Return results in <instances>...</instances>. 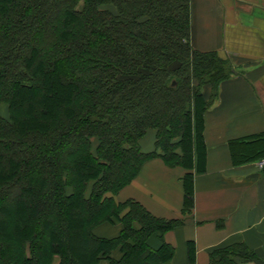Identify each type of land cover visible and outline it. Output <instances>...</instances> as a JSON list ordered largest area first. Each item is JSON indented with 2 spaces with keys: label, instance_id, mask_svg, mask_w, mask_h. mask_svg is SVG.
<instances>
[{
  "label": "trees",
  "instance_id": "obj_1",
  "mask_svg": "<svg viewBox=\"0 0 264 264\" xmlns=\"http://www.w3.org/2000/svg\"><path fill=\"white\" fill-rule=\"evenodd\" d=\"M231 73L193 48L191 0H0V264L169 260L173 247L149 238L176 222L116 195L157 154L141 148L149 130L168 163L190 165ZM106 222L118 236L96 234Z\"/></svg>",
  "mask_w": 264,
  "mask_h": 264
},
{
  "label": "crops",
  "instance_id": "obj_2",
  "mask_svg": "<svg viewBox=\"0 0 264 264\" xmlns=\"http://www.w3.org/2000/svg\"><path fill=\"white\" fill-rule=\"evenodd\" d=\"M191 44L228 59L232 73L203 115L190 165L168 163L149 130L140 145L157 154L116 198L176 222L149 238L153 248L173 247L162 264H264V0H191ZM203 92L209 100L211 85ZM187 174L193 205L185 211ZM95 232L116 237L120 226Z\"/></svg>",
  "mask_w": 264,
  "mask_h": 264
},
{
  "label": "rangeland",
  "instance_id": "obj_3",
  "mask_svg": "<svg viewBox=\"0 0 264 264\" xmlns=\"http://www.w3.org/2000/svg\"><path fill=\"white\" fill-rule=\"evenodd\" d=\"M106 8H110V9H112L114 12H116V9H115V7L114 6H112V5H109V6H106ZM69 91V88H67V87H65L64 86V89H63V93L65 94V92L67 93ZM1 113L3 114V115H5V116H8V107H7V105L6 104H2L1 105ZM96 140H97V138H95ZM96 142V141H95ZM45 159L46 160H52V161H54L55 159L57 160V156L55 155V154H52V153H50V154H45ZM59 160V159H58ZM54 162H56V161H54ZM32 170V169H31ZM32 176H30V175H28L26 178H25V180L23 181V183H21V185H27V184H29V183H33L34 181L32 180V178H31ZM33 200H34V202H35V204L37 203V199H36V197H33ZM41 204V203H40ZM55 224L53 223V224H51L50 225V228L51 229H55Z\"/></svg>",
  "mask_w": 264,
  "mask_h": 264
},
{
  "label": "built area",
  "instance_id": "obj_4",
  "mask_svg": "<svg viewBox=\"0 0 264 264\" xmlns=\"http://www.w3.org/2000/svg\"><path fill=\"white\" fill-rule=\"evenodd\" d=\"M259 166H260L261 168L264 167V159H262V160L259 162Z\"/></svg>",
  "mask_w": 264,
  "mask_h": 264
},
{
  "label": "water",
  "instance_id": "obj_5",
  "mask_svg": "<svg viewBox=\"0 0 264 264\" xmlns=\"http://www.w3.org/2000/svg\"><path fill=\"white\" fill-rule=\"evenodd\" d=\"M263 169H264V167H263Z\"/></svg>",
  "mask_w": 264,
  "mask_h": 264
}]
</instances>
